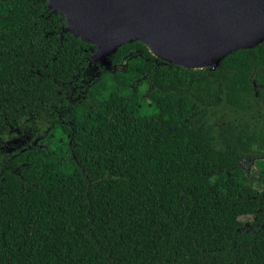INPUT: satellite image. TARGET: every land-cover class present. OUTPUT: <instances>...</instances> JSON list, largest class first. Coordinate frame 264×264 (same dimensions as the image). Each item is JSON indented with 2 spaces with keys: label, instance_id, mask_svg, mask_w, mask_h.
Listing matches in <instances>:
<instances>
[{
  "label": "trees",
  "instance_id": "16d2710c",
  "mask_svg": "<svg viewBox=\"0 0 264 264\" xmlns=\"http://www.w3.org/2000/svg\"><path fill=\"white\" fill-rule=\"evenodd\" d=\"M91 47L0 0V140L42 137L0 156V264H264V40L203 68L133 40L99 76Z\"/></svg>",
  "mask_w": 264,
  "mask_h": 264
},
{
  "label": "water",
  "instance_id": "95a60500",
  "mask_svg": "<svg viewBox=\"0 0 264 264\" xmlns=\"http://www.w3.org/2000/svg\"><path fill=\"white\" fill-rule=\"evenodd\" d=\"M46 6L63 16L74 37L94 46L93 68L124 69L125 61L112 64V54L133 40L186 68L216 65L264 40V0H46Z\"/></svg>",
  "mask_w": 264,
  "mask_h": 264
},
{
  "label": "flooded vegetation",
  "instance_id": "af4514ba",
  "mask_svg": "<svg viewBox=\"0 0 264 264\" xmlns=\"http://www.w3.org/2000/svg\"><path fill=\"white\" fill-rule=\"evenodd\" d=\"M92 48L93 47L90 48V51L92 50ZM90 51H89V55H90ZM154 60L156 61L155 58H154ZM112 64H118V63H113L112 62ZM93 66L94 65H91V68L93 70H95V72H99L101 70V68H104L103 66H101L99 64L97 65L96 68H93ZM205 67H209V66H205ZM12 132H15V133H14L13 136H10ZM17 133H19V130H16V129H12L11 128V129H9L8 137L6 139H4V140H0V156L4 155L3 151L11 152V151H14V150H16L18 148H21L22 139H24V138L20 137L21 135L20 136L19 135L18 136H15ZM25 138L27 140L24 139L23 144L28 143V142H32V143L38 144V143L41 142L40 140H41L42 137H39L37 135V136H35L33 138H30V139L28 137H25ZM262 158H263L262 155H259V154H250L249 156L244 157V160L241 161V162H239V163L242 166V168L245 171V173L247 175H251V177L254 179L253 173L255 172V165H256L257 161H259ZM248 162L254 164V165L252 164L253 166H251V167L249 166V170H247V168L245 167L248 164ZM254 185L257 187L258 190H262V185H261V183L259 181L254 180Z\"/></svg>",
  "mask_w": 264,
  "mask_h": 264
},
{
  "label": "rangeland",
  "instance_id": "374dc122",
  "mask_svg": "<svg viewBox=\"0 0 264 264\" xmlns=\"http://www.w3.org/2000/svg\"><path fill=\"white\" fill-rule=\"evenodd\" d=\"M252 164H253V163H249V162H248V164L245 166V167L247 168V170H249V166L251 167V166L254 165V164H253V165H252ZM241 210H242V209H241ZM241 212H242V211H241ZM240 218H241L242 220H245V219L249 218V215H245V214L242 215V214H241Z\"/></svg>",
  "mask_w": 264,
  "mask_h": 264
}]
</instances>
